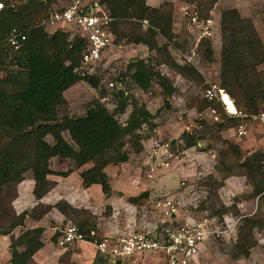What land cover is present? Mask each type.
<instances>
[{"label": "trees", "instance_id": "trees-1", "mask_svg": "<svg viewBox=\"0 0 264 264\" xmlns=\"http://www.w3.org/2000/svg\"><path fill=\"white\" fill-rule=\"evenodd\" d=\"M11 1L0 0V235L9 237L11 264H36L32 257L44 245V228L36 226L23 229L16 236L13 234L14 229L24 227L27 217L39 220L55 207L66 221L75 220L88 241L97 240L94 234H90L96 229L89 227L86 219L77 216L87 213L86 209L74 207L63 199L53 205L37 202L30 210L17 213L12 202L25 174L32 176V194L37 201L56 184L49 175L65 177L82 167L78 172L82 185L98 184L103 195L109 196L112 189L105 168L128 162L143 152V141L151 137L157 126L154 121L156 113L148 110L145 104L133 101L126 120L120 122L113 111L100 100H95L81 115H58L57 107L66 102L63 95L66 89L82 80L94 88L99 87L100 78L96 74H82L79 70L84 39L78 34L69 37L60 29L47 32L35 25L37 19L47 15L55 0H26L20 4ZM100 2L112 18L113 42L123 40L145 45L149 51L155 52L153 61L196 83L203 82L202 74L194 66L178 63L168 50V45L176 37L174 0H166L156 7L147 4L146 0ZM142 20H147L148 25L143 26ZM12 28L26 33V39L17 50L5 41ZM220 32L218 86L232 98L238 111L254 113L264 100V70L258 69L264 64V44L252 20L242 16L236 8L220 12ZM158 36L165 42H159ZM204 48L202 57L211 62L209 40H205ZM152 59L135 57L128 61L126 70L141 90L147 91L153 83L157 84L164 106L168 107V98L176 87L170 77L155 68ZM196 102L194 105L198 110L210 106L219 112L221 122H215L211 129L215 132L214 137L225 144L215 165L219 179L208 175L200 187L210 195L228 177L243 175L251 187L249 195L257 198L259 206H264V151L244 154L237 143L219 135L221 130L241 122L243 118L226 117L218 101L196 99ZM126 106L125 101L119 102L118 111L124 113ZM143 127L151 134H143ZM204 138L202 131H184L180 135L182 149L197 146L198 141ZM53 157L67 159L70 167L63 171L53 170L50 167ZM146 195L144 191L128 197V201L137 203ZM236 203L235 200L230 208H226L214 201L211 212L206 214L221 217L231 209L236 215L239 213ZM259 212L241 218L233 242L240 257L249 256L255 246L254 231L264 230V220ZM57 235L58 232L52 235V241H56ZM101 257L106 259L98 253L95 264H103ZM106 261L105 264H119Z\"/></svg>", "mask_w": 264, "mask_h": 264}, {"label": "rangeland", "instance_id": "rangeland-1", "mask_svg": "<svg viewBox=\"0 0 264 264\" xmlns=\"http://www.w3.org/2000/svg\"><path fill=\"white\" fill-rule=\"evenodd\" d=\"M25 1L12 0L11 2L20 4ZM70 1L55 0L49 10L63 8ZM185 4L198 8L202 18L211 15L218 23L219 28L220 12L223 9L236 8L242 16L252 20L264 44V0H174L173 28L176 37L168 45V50L178 63H189L194 66L202 74L203 82L196 83L192 79L179 76L176 72L169 70L166 65L153 61L155 52L149 51L145 45L126 43L121 40L109 45L102 52L100 59L95 64L90 65L92 70L94 68L93 73L100 78L98 88H94L82 80L64 91L63 95L66 102L57 107L58 115L65 113L72 116L81 115L90 103L100 100L110 111L115 113L120 122H124L131 109L130 102L138 101L145 104L148 110L156 113L154 121L157 126L150 138L173 140L171 148L173 158L170 160L169 167L156 170L153 178L146 177L147 167L144 165L146 152L132 157L126 164L109 165L105 168L106 172L113 176L112 182H110L112 186L117 189L119 185L123 190L120 193L115 189L113 195L116 197L121 195L122 198L120 197L117 203L113 199L112 202L114 203L109 204L107 198L102 199L93 193L91 194V203L85 204L88 207L77 206V208H84L88 211L77 216L86 219L89 227H95L94 235L97 240L117 233H128L131 230L138 231L154 227L158 221V214L152 208L151 200L159 196H171L178 202L180 206L179 217H200L211 212V203L214 201L230 208L236 200L239 213L235 215L231 209L226 211L228 215L234 214L239 218L236 229L243 216L257 214L259 210V216L264 220V206L263 204L259 206L257 198L249 195L251 187L243 175L228 177L224 184L210 195L200 187L208 175H213L219 179L215 165L220 158L219 152L225 147L222 141L214 137L215 132L211 129L215 122H221L219 112L216 111L217 119H215L207 112L204 113V109L198 110L196 106V99L202 101L204 99L202 91L205 87V81L218 85L221 32L212 40L203 38L197 42L196 31L190 28L181 17L180 8ZM40 20L37 19L35 25H38ZM58 25L65 26L66 23L61 22ZM54 30L48 28L47 32ZM64 30L69 34V37L74 34V30L70 27ZM205 40H209L211 43V62L202 57L205 51ZM158 41L165 42L160 36H158ZM139 56L150 61L152 59L155 68L170 77L176 87V91L168 98V107L164 106L163 96L157 84L153 83L147 91H144L137 87L129 77L126 64ZM258 69L264 70V64L259 65ZM79 70L82 72L84 68ZM122 101L127 103L124 113L119 112L117 108L118 103ZM188 103L192 106H189ZM218 103L226 117H229L222 104ZM240 123H243L247 133L238 138L235 135V128ZM184 131H202L205 138L199 140L197 146L183 150L182 144L176 143V140ZM142 132L143 134H151L145 127H143ZM219 135L222 139L237 143L244 154L256 150L264 151V123L243 119L241 122L231 124L226 129L221 130ZM64 136L68 139L67 133H64ZM70 165L71 163H68L67 159L53 157L50 160V167L53 170L63 171ZM78 170L74 171L73 176H76ZM29 175L30 173L27 177ZM71 180L74 181V178ZM144 191L147 195L139 202L129 203L126 201L131 194ZM64 221L66 224H76L75 220ZM65 223L61 224L59 229H62ZM254 234L256 244L251 249L249 256L240 257L237 255L233 245L236 237L232 233L230 236L207 243L199 255L198 264H264V230H255ZM53 244L57 246L56 243ZM93 250H96L94 245L91 250L92 253ZM78 251L76 257L71 255L66 261H57L54 264H90L89 252L84 251V253L81 249ZM49 252V250H45V257H40L42 256L40 254L36 258L42 264H53ZM102 261H104L103 264L107 262L103 258ZM135 261L143 264H166L160 252L140 256L133 262Z\"/></svg>", "mask_w": 264, "mask_h": 264}, {"label": "built area", "instance_id": "built-area-1", "mask_svg": "<svg viewBox=\"0 0 264 264\" xmlns=\"http://www.w3.org/2000/svg\"><path fill=\"white\" fill-rule=\"evenodd\" d=\"M2 3H0V8ZM181 17L197 33V42L203 38L212 40L219 36L220 28L213 17L202 18L195 6L185 4L180 8ZM110 14L105 10L100 0H71L70 3L59 9L50 10L47 15L41 18L38 26L48 30L53 28L65 31L67 27L74 30L84 39V49L82 51L81 73H93L95 64L101 57L102 52L113 43L114 35L110 29ZM65 22V26L58 24ZM143 26H147V20L141 21ZM72 34V35H74ZM26 39L24 31L12 28L5 38V41L13 49L20 48ZM202 97L206 101H218L222 104L225 112L229 116H238L252 122L264 123V100L261 101L258 110L254 113H241L233 103L232 98L224 92L218 85L204 82ZM223 94L227 95L234 110H230L224 104ZM210 116L217 119L216 110L207 107L204 110ZM247 133L243 123L235 128V135L238 138ZM172 141L161 138H153L151 147L147 152L145 164L146 177L153 178L154 172L158 169L168 168L170 160L173 158ZM176 143H182L177 138ZM152 208L158 214V221L154 227L131 230L128 233H117L100 240L88 241L85 234L76 224L68 223L56 237L55 243L63 248L72 246L77 242L88 241L94 245L96 251L112 263L119 264H143L138 261L133 262L140 256L160 252L166 264H198L199 255L207 243L236 234V225L239 220L237 216L223 214L219 217L216 214H204L200 217H179L180 206L171 196H159L151 200ZM93 235L94 232L90 231Z\"/></svg>", "mask_w": 264, "mask_h": 264}, {"label": "crops", "instance_id": "crops-1", "mask_svg": "<svg viewBox=\"0 0 264 264\" xmlns=\"http://www.w3.org/2000/svg\"><path fill=\"white\" fill-rule=\"evenodd\" d=\"M146 2H147V4L156 7L160 3H162L163 0H146ZM139 51H141V50H139ZM139 54L141 55V52H139ZM152 139L153 138H148V139L143 141L144 149H143V152L141 154L146 152L144 164L146 161L147 152L151 147V140ZM123 164H126V162L122 163V165ZM83 168L84 167L80 168L79 170L77 169L78 172ZM74 171H76V170H74ZM74 171H72L71 173H69L65 177H60L57 175H49L48 177L50 179L55 180L56 184L45 195H43L39 199V201H37L32 194L34 181L32 179L31 174L28 177H27L28 174H25V178L17 186L18 195L12 202L13 208L15 209V211L17 213H20L24 210H30L31 208H33L36 205L37 202H40L42 204L53 205L61 199L67 201L68 203H70L74 207H77V206L88 207L86 205L89 204V202L91 203V201H90L92 198L91 194H93V193L97 197L100 196L102 199L107 198L109 201L108 202L109 204L114 203V202H112L113 199H115V201L117 203L119 198L120 197L122 198L121 195H118V197H116V195L115 196L113 195L116 188H114L111 183L110 184H111L112 192L109 196L103 195V193L101 191V187L98 184H92L88 187H84L82 185V181H81V178L79 177V174L77 173L76 176H73L75 174ZM106 173L110 177V182H112L113 176L111 174H109L108 172H106ZM72 178H74V181L71 180ZM116 190H117V192H120V193L123 192L122 188L119 185H118ZM138 193L131 194V196H136V195H138ZM126 201L130 203V201H128V200H126ZM64 220H65L64 215L62 213H60L55 207H53L50 209V211L45 216H43L39 220H34L30 217H27L25 220L24 227L14 229L13 234L16 236L21 230L26 229V228H33L36 226H42L44 228L43 235H42V240H43L44 245L32 257L33 261L36 264H42L41 262H39V260L36 257L40 254L42 255L40 257H42V258L45 257V250L50 251L49 254H50V257L52 258L51 261L54 264L57 261L58 262L59 261L63 262V260L66 261L69 257H71V255L73 257H76L75 255L78 254V252H79L78 250H80V249L83 252L84 251L89 252L88 257H90V264H95V259H96V256L98 255V253L96 250H93V253L91 252L92 247H93V244H91V243L77 242L69 248L68 247L63 248V247H60L58 245L56 246L53 244L55 242L52 241V239H51L52 235L55 232L59 233L60 225L65 223ZM65 225H66V223H65ZM0 239H2V240H0V261L2 260V262H0V264L1 263L11 264L9 262L10 254L8 251L9 237L7 235H0ZM66 251H68V253ZM40 257H38V258H40Z\"/></svg>", "mask_w": 264, "mask_h": 264}, {"label": "bare ground", "instance_id": "bare-ground-1", "mask_svg": "<svg viewBox=\"0 0 264 264\" xmlns=\"http://www.w3.org/2000/svg\"><path fill=\"white\" fill-rule=\"evenodd\" d=\"M222 98L224 100V104H227V106L230 110H234V106H233L230 98L225 94H223Z\"/></svg>", "mask_w": 264, "mask_h": 264}]
</instances>
